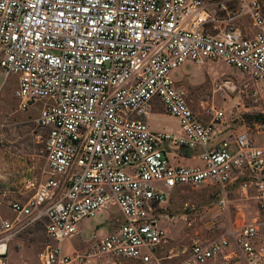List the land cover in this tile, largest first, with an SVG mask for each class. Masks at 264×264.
Listing matches in <instances>:
<instances>
[{
  "label": "built area",
  "instance_id": "2783aa9c",
  "mask_svg": "<svg viewBox=\"0 0 264 264\" xmlns=\"http://www.w3.org/2000/svg\"><path fill=\"white\" fill-rule=\"evenodd\" d=\"M215 58L259 83L264 99L260 0H0V72L16 73L20 109L37 102L47 166L30 196L6 203L15 216L0 213V264H10L9 241L41 219L52 241L40 264L102 253L119 264H264V217L176 250L159 222L174 188L203 182L252 187L264 212V141L220 128L222 109L200 116L171 75L185 59ZM154 96L178 128L149 125ZM256 127L264 133V119ZM168 146L200 162L170 161ZM110 205L123 215L114 229L83 251L62 250L79 220Z\"/></svg>",
  "mask_w": 264,
  "mask_h": 264
},
{
  "label": "rangeland",
  "instance_id": "374dc122",
  "mask_svg": "<svg viewBox=\"0 0 264 264\" xmlns=\"http://www.w3.org/2000/svg\"><path fill=\"white\" fill-rule=\"evenodd\" d=\"M264 8V0H260ZM241 21V20H240ZM242 21H245L243 18ZM174 80L189 97V103L200 116L208 118L212 109H222L220 128L247 129L261 143L264 133L257 130V114L264 108L260 84L221 58L195 62L185 59L171 70ZM16 73L6 78L0 72V213L13 218L15 213L6 206L9 199H25L47 176L42 136L32 118L37 114V102L26 110L18 107L14 95ZM150 100L152 128H178V118L168 113L162 102ZM160 100V99H159ZM170 161L193 163L192 151L179 146H168ZM230 183V182H229ZM255 189L246 191L239 182L226 185L216 183L186 184L174 188L160 208V224L169 236L168 247L174 250L194 240L207 241L226 235L244 221L264 217L255 196ZM220 199L223 202L220 203ZM123 215L116 205L106 206L78 221L79 233L60 242L63 251H83L94 245L114 229ZM48 241L44 220L29 224L9 241L6 259L10 264H40L37 251ZM85 264H119L110 253L91 257ZM207 264H225L217 259Z\"/></svg>",
  "mask_w": 264,
  "mask_h": 264
},
{
  "label": "crops",
  "instance_id": "0c3cea01",
  "mask_svg": "<svg viewBox=\"0 0 264 264\" xmlns=\"http://www.w3.org/2000/svg\"><path fill=\"white\" fill-rule=\"evenodd\" d=\"M158 102H160V100L158 99V100H156V99H154L153 101H152V103H158ZM146 117H147V121H148V123H149V120H148V118L150 117V107H149V109H147V115H146ZM149 125H150V123H149ZM151 126V125H150ZM155 129H157V128H155ZM167 129H172V128H167Z\"/></svg>",
  "mask_w": 264,
  "mask_h": 264
},
{
  "label": "trees",
  "instance_id": "16d2710c",
  "mask_svg": "<svg viewBox=\"0 0 264 264\" xmlns=\"http://www.w3.org/2000/svg\"><path fill=\"white\" fill-rule=\"evenodd\" d=\"M256 117H257L258 121H259V120H262V119H264V114L258 112V114H257Z\"/></svg>",
  "mask_w": 264,
  "mask_h": 264
}]
</instances>
